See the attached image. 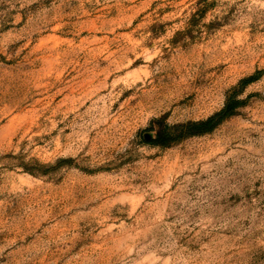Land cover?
<instances>
[{
	"label": "rangeland",
	"instance_id": "1",
	"mask_svg": "<svg viewBox=\"0 0 264 264\" xmlns=\"http://www.w3.org/2000/svg\"><path fill=\"white\" fill-rule=\"evenodd\" d=\"M0 264H264V0H0Z\"/></svg>",
	"mask_w": 264,
	"mask_h": 264
},
{
	"label": "trees",
	"instance_id": "2",
	"mask_svg": "<svg viewBox=\"0 0 264 264\" xmlns=\"http://www.w3.org/2000/svg\"><path fill=\"white\" fill-rule=\"evenodd\" d=\"M260 74L261 72L259 71L242 78L239 83L230 90L224 106L208 117L173 124L166 123L155 137L149 139V142L162 146H169L182 138L212 131L224 120L237 113V109L244 103L243 99L240 97L241 92L247 84L256 80Z\"/></svg>",
	"mask_w": 264,
	"mask_h": 264
},
{
	"label": "water",
	"instance_id": "3",
	"mask_svg": "<svg viewBox=\"0 0 264 264\" xmlns=\"http://www.w3.org/2000/svg\"><path fill=\"white\" fill-rule=\"evenodd\" d=\"M152 136H153V134L150 133V132L145 134V137H146L147 139H150Z\"/></svg>",
	"mask_w": 264,
	"mask_h": 264
}]
</instances>
